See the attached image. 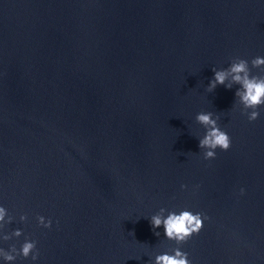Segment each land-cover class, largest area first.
<instances>
[{
  "label": "water",
  "instance_id": "1",
  "mask_svg": "<svg viewBox=\"0 0 264 264\" xmlns=\"http://www.w3.org/2000/svg\"><path fill=\"white\" fill-rule=\"evenodd\" d=\"M256 57L264 0H0V235L22 232L0 247L39 253L13 264H153L177 247L161 208L208 217L190 264H264V107L249 123L238 85L206 91ZM200 112L231 139L215 159Z\"/></svg>",
  "mask_w": 264,
  "mask_h": 264
},
{
  "label": "clouds",
  "instance_id": "2",
  "mask_svg": "<svg viewBox=\"0 0 264 264\" xmlns=\"http://www.w3.org/2000/svg\"><path fill=\"white\" fill-rule=\"evenodd\" d=\"M250 64L251 68L249 61L235 58L225 69L213 68L214 75L209 81L206 91L212 93L218 86L230 90L234 85H238L239 88L235 92V103L240 106L241 115H247L248 122L252 123L260 116L258 109L264 107V74L253 75L251 69H260L264 73V58H253ZM219 120L220 116H214L212 112H200L195 117V122L205 129L203 137L198 139V148L202 151L204 160L215 159L217 149L227 151L231 146L230 137L218 125ZM185 187V185H181V189ZM243 193L244 189H241L240 194L243 195ZM165 211L164 208H161L159 212L149 218V222L155 236H160V233L155 230L162 227L164 238L175 242L177 247L171 250V254L166 252L156 255L153 264H190L187 253L182 252L179 246L187 242L193 235L198 234L203 227L204 220H207L208 217L202 213L193 214L188 210H182L179 214L168 212L165 216ZM5 216L6 210L0 207V230L5 224L12 223L13 218L8 216L6 221ZM19 219L21 222H25L27 217L21 215ZM36 220L38 226L45 229L51 227L50 219L46 221L44 217L37 216ZM21 235L20 230H15L10 235H0V240L7 242L13 238H19ZM38 255L36 241H30L28 238H25V242L19 250L15 245H11L7 250L0 247V260H3L4 264H13L17 257L22 259L31 257V260L35 262Z\"/></svg>",
  "mask_w": 264,
  "mask_h": 264
}]
</instances>
